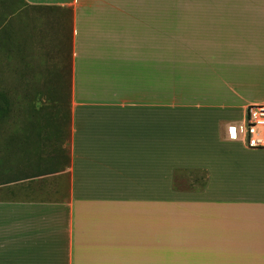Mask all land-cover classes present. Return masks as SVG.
Here are the masks:
<instances>
[{
  "label": "crops",
  "instance_id": "1",
  "mask_svg": "<svg viewBox=\"0 0 264 264\" xmlns=\"http://www.w3.org/2000/svg\"><path fill=\"white\" fill-rule=\"evenodd\" d=\"M21 5L25 88L66 54L69 122L0 148V264H264V148L226 133L264 104V0Z\"/></svg>",
  "mask_w": 264,
  "mask_h": 264
},
{
  "label": "rangeland",
  "instance_id": "2",
  "mask_svg": "<svg viewBox=\"0 0 264 264\" xmlns=\"http://www.w3.org/2000/svg\"><path fill=\"white\" fill-rule=\"evenodd\" d=\"M28 13L21 0H0V148L8 147L10 135L23 133L24 122H69L66 54L62 56L64 69L58 94H31L25 88L26 57L30 53L26 44L41 37L37 23L26 25V19L32 17ZM59 25L68 35V22ZM28 26L33 33L26 34Z\"/></svg>",
  "mask_w": 264,
  "mask_h": 264
},
{
  "label": "built area",
  "instance_id": "3",
  "mask_svg": "<svg viewBox=\"0 0 264 264\" xmlns=\"http://www.w3.org/2000/svg\"><path fill=\"white\" fill-rule=\"evenodd\" d=\"M227 137L250 149L264 148V104H251L245 108L243 122L229 125Z\"/></svg>",
  "mask_w": 264,
  "mask_h": 264
}]
</instances>
